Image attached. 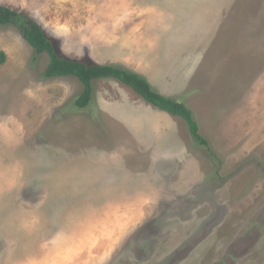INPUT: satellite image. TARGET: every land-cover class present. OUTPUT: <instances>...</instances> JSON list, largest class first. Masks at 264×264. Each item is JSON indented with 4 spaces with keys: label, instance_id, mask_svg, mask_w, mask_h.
I'll list each match as a JSON object with an SVG mask.
<instances>
[{
    "label": "rangeland",
    "instance_id": "rangeland-1",
    "mask_svg": "<svg viewBox=\"0 0 264 264\" xmlns=\"http://www.w3.org/2000/svg\"><path fill=\"white\" fill-rule=\"evenodd\" d=\"M0 4L185 103L213 152L113 78L77 107L0 25V264H264V0Z\"/></svg>",
    "mask_w": 264,
    "mask_h": 264
},
{
    "label": "trees",
    "instance_id": "trees-1",
    "mask_svg": "<svg viewBox=\"0 0 264 264\" xmlns=\"http://www.w3.org/2000/svg\"><path fill=\"white\" fill-rule=\"evenodd\" d=\"M7 24L15 26L22 38L37 54H47L48 61L42 73L45 78L73 76L79 80L82 84V91L74 99V104L77 107L83 108L92 100L94 81L113 78L128 86L156 108L182 118L191 137L200 146L205 147L210 153L212 152L208 140L199 133L198 124L190 108L182 101L157 91L140 73L117 64L88 62L61 56L34 18L24 11L0 4V25ZM4 60L5 53L0 51V63H3Z\"/></svg>",
    "mask_w": 264,
    "mask_h": 264
}]
</instances>
